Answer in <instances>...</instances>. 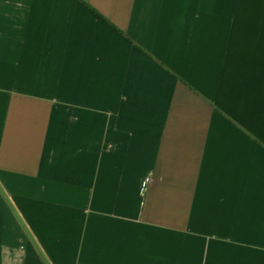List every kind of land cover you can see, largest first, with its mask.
Segmentation results:
<instances>
[{
  "label": "crops",
  "instance_id": "0c3cea01",
  "mask_svg": "<svg viewBox=\"0 0 264 264\" xmlns=\"http://www.w3.org/2000/svg\"><path fill=\"white\" fill-rule=\"evenodd\" d=\"M0 264H264V0H0Z\"/></svg>",
  "mask_w": 264,
  "mask_h": 264
}]
</instances>
